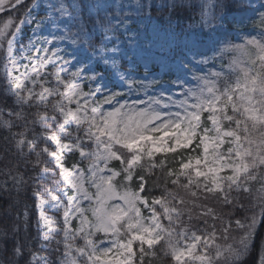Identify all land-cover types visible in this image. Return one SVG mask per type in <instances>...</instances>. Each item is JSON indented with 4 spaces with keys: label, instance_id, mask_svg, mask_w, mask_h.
I'll use <instances>...</instances> for the list:
<instances>
[{
    "label": "snow or ice",
    "instance_id": "1",
    "mask_svg": "<svg viewBox=\"0 0 264 264\" xmlns=\"http://www.w3.org/2000/svg\"><path fill=\"white\" fill-rule=\"evenodd\" d=\"M0 264H264V0H0Z\"/></svg>",
    "mask_w": 264,
    "mask_h": 264
}]
</instances>
